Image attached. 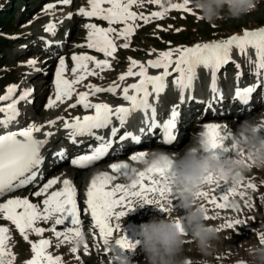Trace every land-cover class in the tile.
<instances>
[{
  "label": "snow or ice",
  "instance_id": "snow-or-ice-1",
  "mask_svg": "<svg viewBox=\"0 0 264 264\" xmlns=\"http://www.w3.org/2000/svg\"><path fill=\"white\" fill-rule=\"evenodd\" d=\"M71 0H61L64 5L70 4ZM149 3L159 4L160 0H148ZM142 3V0H88L90 10H85L81 7L78 14L83 17H96L102 21H106L109 25L116 23L123 24L124 27L119 31L112 27L102 28L94 23L85 25L88 29L86 45H76V47H86L94 49L97 53H103L107 57H113L116 52V45L111 34L115 33L116 38H123L128 41L133 35L136 25L129 23L142 19L145 24L149 22L148 16H138L137 13L130 11L133 4ZM192 0H183V3H173L168 7H163V11H156L151 14L153 18L162 17L165 12L170 9L182 10L189 14L195 15L189 5ZM108 5V7H103ZM54 7L53 4L45 5V11ZM68 19L72 18V14H68ZM199 18V17H197ZM56 25L48 23L44 26L46 33L55 35ZM45 46H49V41H43ZM120 47L127 49L129 43L125 42ZM247 49H253L256 55V68L264 69V27L257 30H245L240 35H232L226 39L213 41L208 43H196L191 47H176L167 51L159 52L156 59H150L146 64L140 63L137 60L131 59L127 71L119 76L120 81H124L126 77H138V81L129 84L122 90V99L129 102L130 107H116L113 109L107 103H92L89 101V95L95 96L97 93L107 92L115 94L118 85H112L108 88H100L92 84L86 85L90 92H79L76 94V101L70 104V108H76L81 105L83 109L94 110L92 115H84L81 117H74L71 121L58 117L63 120V128L69 130L70 137L75 141L76 137H94L98 142L97 146L91 151L89 155H80L71 160V165L84 168L96 161H101L103 157L113 147V140L98 135L94 130L108 129L113 125V120L119 122L121 126L125 124L128 115L135 111L144 113L145 127H141L139 132L143 135L146 130L152 133L154 129H158L163 133V143L165 145H173V142L178 140L175 134L177 127V117L180 115L176 106H173L170 117L165 119L163 123H158L156 119V107L149 102V97L155 94L159 96L165 91L166 79L175 77L171 80L172 85L179 89V102H185V90L191 89L193 81L196 77V70L203 67L210 70L211 74V90L216 91L217 74L223 66L227 65L231 60V54L238 51L244 54ZM71 60L74 66L71 71L74 79H66L64 73L66 71V64L64 56L59 57V62L55 70V79L53 81L55 88V99L49 97L47 103L44 105L46 109H51L57 105V102L63 103L66 99H71L74 93V85L83 81L87 76L96 74L95 69L101 71L110 67L109 60H96L90 55H72ZM89 63L94 65V69H89ZM37 64V60L29 59L27 66L33 68ZM239 68V64L236 65ZM138 68V71L134 69ZM162 69L158 75H149L148 69ZM240 73L237 72V77ZM149 87L151 91H149ZM132 94H129V92ZM17 91L16 85H9L6 88L5 94L0 95V102L10 101L5 106L0 107V196L5 193H11L17 189H22L27 185L33 184L37 181L40 175V166L44 158L41 155V149L48 142L47 138L54 135L53 132H45V139H37L35 133L41 132L44 125L37 123H28L25 127H20L18 130H8L11 125L18 123V118L21 115L18 105L20 102L27 101L31 103L28 98L32 93V89L22 91L18 98H14L13 94ZM254 92L252 86L237 88L235 91V98H238L242 104H248L249 95ZM189 101L193 99L192 95L187 97ZM211 106H209L210 108ZM150 112V115H149ZM56 120L48 121L49 126L54 125ZM204 135L208 141V151L216 158L226 155L224 144L230 138L231 132L220 131V125L216 123L204 124ZM119 129L116 126L110 128V136L118 138L122 147H133V154L129 156L132 161H142L147 156L146 151L135 150V146L141 142V137L133 135L131 132H124L118 135ZM130 138V142H129ZM54 155L62 156L63 150ZM109 168L113 173L121 176H126L129 173V165L127 163H110ZM136 179L130 184L117 183L114 187H109L116 176L109 175L108 172H100L94 176L91 183L86 190V200L84 204L86 208L83 211L89 212L93 226L98 229L99 237L106 246V251L113 250L109 242V236L113 232V227L109 221L112 217L117 220L135 210L134 201H140L141 206L144 205H158L161 212L167 211L164 203L167 201L173 207L172 201L176 199L177 193L173 184L175 172L171 166L162 167L153 164L145 171L135 172ZM42 179V177H40ZM241 180L235 181L231 186L224 182L223 186L214 177L209 176L207 183L215 185L212 188V195L209 198V192L201 191L197 195L207 200L208 203L215 205L217 209L226 208L227 201L230 195L244 196L243 192L237 191ZM57 183L56 179H49L43 183L42 187L32 193L35 197H42L48 190ZM247 188L254 189V184H248ZM219 194L220 201L217 202V195ZM43 208L41 209L37 204L31 203L29 198H11L4 203H0V213L3 214V220L10 221L12 225L19 231L25 241H28L27 232L30 230L37 236H41L46 229L37 227L38 221H49L54 218V225L47 229L51 231L56 238H63L59 242H69L71 252H77V243L82 236L81 224V210L77 205V190L73 186V181L69 179L63 180V187L59 191H52L42 200ZM203 206V205H202ZM204 207V206H203ZM233 208L239 210V206L233 205ZM117 209H120L117 211ZM208 215L205 219H209ZM214 218V217H213ZM241 220L228 221L222 227L229 229L234 225H240ZM56 226H63L62 230H57ZM119 225L116 229L119 230ZM181 232L187 235L182 223H178ZM219 231V229H217ZM9 229L0 227V264H14L16 256L12 250L6 246V241L9 237L6 235ZM260 242L264 244V235L260 236ZM32 256L24 262V264H61L60 256L51 255L47 249L50 246L48 239H40L36 243H31ZM119 249L123 252L134 253L137 248V241H130L121 236L115 241ZM59 247V244H57ZM85 252H87L88 245L84 244ZM79 259V257H77ZM127 257L116 252V260L125 261ZM243 264V262H240Z\"/></svg>",
  "mask_w": 264,
  "mask_h": 264
},
{
  "label": "rangeland",
  "instance_id": "rangeland-1",
  "mask_svg": "<svg viewBox=\"0 0 264 264\" xmlns=\"http://www.w3.org/2000/svg\"><path fill=\"white\" fill-rule=\"evenodd\" d=\"M71 1L72 3L70 2V4L64 5L61 3V0H0V95L5 94L6 88L9 85L17 86V91L13 94L15 98H18L22 91L32 89L33 91L28 98L32 103L31 107L30 103L27 101L20 102L18 105L20 113H23V111L27 109L26 114H23V118L26 116L28 118L38 117L39 121L46 118L41 112L45 109L44 104H46L48 98L51 97L49 94L53 92L55 70L60 56L54 58V62L52 61L53 64H48L46 61L49 59L46 60L44 54L42 52L37 53V51L42 49L44 46V43L42 42L47 39L45 36L46 33H44L43 30L47 23L52 22L54 19L61 22L65 17H68L70 12L79 11L81 7L88 10L87 6H81L78 2L79 5L76 4L75 1ZM48 3L53 4L54 7L45 11V5ZM173 3H183V0H160L159 4H153L149 3L148 0H142V3L133 4L130 11L137 13L138 16H148L149 22L145 24L142 19H138L134 22L130 21L129 23L135 24L136 27L133 35L128 41H125L123 38H113L116 45V52L114 53L116 59L110 57V67L105 70L112 69L111 63L114 62L115 64H119L115 69L121 71L123 69L120 68V61L130 62L129 58L144 62V60L157 58L159 52L167 51L170 48L191 47L196 43L219 41L232 35H240L245 30L253 31L264 27V0H256L255 9L238 19L225 17L217 20L213 24L206 23L199 15L198 10L193 9L192 3L189 7L195 15L182 10L170 9L160 18H153L151 16L153 12L163 11V7H168ZM80 20L85 19L76 18L75 16L62 23L61 31H58V39L62 37L64 31L67 30L66 24L71 26L74 31V33L71 34L72 36L70 35L68 41L69 44L66 47V53L62 55L65 59H71L74 54L94 56L90 53L76 54L74 51L76 50L77 41L80 42L82 39H85V31L78 27L80 23L78 21ZM94 24L98 27L107 28L102 26L101 23L95 22ZM125 42L129 43L127 49L120 47V45ZM40 43L42 45H40ZM27 44L30 46H27ZM35 51L36 53H34ZM95 57L96 56H94V58ZM231 57L230 62L235 61L236 64L239 65H245L248 63L247 61H253L256 63V55L253 49H247L244 54L234 51L231 54ZM29 59L37 60V64L31 69L27 66V61ZM98 60L104 59L99 58ZM229 63L227 65H229ZM72 64L73 61L71 65H66L67 72L65 71L66 74L64 73V77L69 80L74 79L71 71L74 66ZM93 68V66L89 65L90 70ZM162 71L163 70L161 69L159 73ZM97 73L99 74L100 72L98 71ZM198 76L200 78L206 76L210 77V70H206L203 67L197 68L196 77L194 79L195 84H198ZM217 76V84H225V82L229 83L232 77L235 78L230 68H224ZM101 78L106 77L104 75V77ZM138 79L139 78L136 79L135 83ZM238 80L242 81V79ZM119 83V85H124L129 82L124 83L123 81H119ZM169 85H171V82L167 84V88L170 87L174 90V88ZM75 86L76 85H74L73 97L71 99H66L64 103L60 104L66 103L69 106L70 104L75 103ZM95 86L100 87L103 85L96 83ZM89 101L92 102V100ZM8 102L9 101L0 102V107L5 106ZM222 122V120L216 121V124L222 125L224 124ZM194 129V124L189 126V135L194 132ZM66 167L67 166H61L60 170ZM220 183L223 186L224 182L221 181ZM240 183L237 191L238 193H244L243 198L238 194L230 195L226 202L228 206L224 209H217L215 205L210 204L207 200L201 198L200 202L205 207L206 214L210 217L207 222L219 229L218 233L220 239L215 242V247L208 256H203L196 250L193 244H186L185 250L182 254V258L185 260L186 264H202L204 261H206L207 264H240V262L245 264L246 261L251 259L247 249L250 245L259 243L260 236L264 235V170L252 169L245 175ZM227 184L228 186H231L233 183L229 182ZM248 184H254L255 188H247L246 186ZM214 187L215 185L213 184L206 185L204 188V191L209 192V198H211V195L213 194L211 190ZM31 188L25 189L26 191L24 190L25 195L23 198H28V195H32L35 190L32 191L33 188ZM216 195L217 202L224 203L223 201H220L219 194ZM173 204L175 205V203ZM233 205L239 206V210L234 209ZM153 210L157 214H161L156 206ZM83 212L82 209L81 220H83V215L86 211ZM112 218L114 223L110 225L113 227V230H117V224L120 226L119 230H122L118 235L111 234L109 236V242L113 250L106 251V246L103 244L100 237H98L96 241L93 240V243H90L89 238L91 235H85L86 231H82L84 241L77 246V252L72 253L70 250L72 245L69 242H59L63 239L62 237L58 239L52 232L51 236L46 235L47 229H50L53 226L52 224L45 228L46 231L41 236H37L29 230L27 232L28 241L23 239L17 229H9L8 233H6L9 237L6 241V246L10 248L16 256L14 264H24L25 261L30 259L32 252L29 241L31 243H36L40 239H48L50 241V246L47 251L53 256H60L61 264H124L125 261H127L128 264H144V257L139 251L138 246L134 253L123 252L119 249V246L115 244V241L120 239L123 235H125L130 241H137L140 238L139 225L147 222L148 219L138 216L135 220H127L123 226L116 222L117 219L115 217ZM233 220H241L243 223L240 225H234L231 229L222 227L228 221ZM36 226L42 227L39 224V221ZM0 227L4 226L0 224ZM124 227L131 229L132 232H127L124 230ZM81 229L83 230V227H81ZM90 230L92 233L95 231L99 234L98 229L94 226H92V229ZM57 244H59V247H57ZM84 244L88 245L87 252H85ZM116 252L127 257V259L123 262L116 260ZM103 253L105 254L103 255ZM77 257H79V259H77Z\"/></svg>",
  "mask_w": 264,
  "mask_h": 264
},
{
  "label": "bare ground",
  "instance_id": "bare-ground-1",
  "mask_svg": "<svg viewBox=\"0 0 264 264\" xmlns=\"http://www.w3.org/2000/svg\"><path fill=\"white\" fill-rule=\"evenodd\" d=\"M73 1H75L76 4L79 3L81 6L82 5L85 7L87 6L88 10H90L89 5H88V0H73ZM103 7H108V5H103ZM70 13L72 14V18L75 16H76V18H82V19L84 18L85 22H87L88 24L89 23H95V22L101 23L102 26H104V27L109 26V27L114 28L116 30V32L120 31L123 28V24H120V23L109 25L106 21H102L96 17L80 16L78 14V11L70 12ZM67 20H69V19L67 17H65L64 20H62L61 22H56V21L54 22V20H52V22L56 25V29H60L62 23H64ZM84 26H85V24H84L83 20H80L78 27L82 28ZM66 28L69 29L70 32H74L72 27L68 26L67 24H66ZM111 36H112V38L116 37L115 33L111 34ZM86 43H87V41L82 39V41H80V42L77 41L76 45H86ZM27 46H30V45L27 44ZM29 50H33V49H29ZM74 51L76 52V54L90 53V54L96 56L95 57L96 60H98L99 58L108 59V60L110 59V57L106 58L103 55V53H97L94 49H88L86 47H76V50H74ZM38 52H40V51H37V53ZM34 53H36V51ZM52 56L53 55H49L48 57L45 56L46 60L49 59L46 61L48 64H53L55 57L53 56V58H52ZM113 57L116 59V56L113 55ZM151 59H153V58H151ZM147 61L148 60H144V62L143 61H139V62L146 64ZM247 62L248 63H246L245 65L240 64L239 68L236 67L237 64L235 61H231L229 63V65L223 66L222 69L218 72V74L220 72H222V70L224 68H230V69L232 68L233 69L232 74L235 76V78L232 77L229 83L225 82L226 84H217L218 82H216V91L215 92H213L211 90V87H210L211 76L210 77L206 76L203 78H200L198 76V84H195L193 81L192 88L185 90V102L183 104H180V102H179V89L178 88H177V90L173 91L170 87L169 88L166 87L165 91L163 93H161L159 96H156L155 94H153L152 96L149 97V102L151 104H153V106L156 107V110H157L156 111L157 122L164 121L165 117H167V116L170 117V113H171L173 106H176L177 110L180 113V115L177 117V122H176L177 123L176 129L178 132V139L180 140V144L176 145L175 149H173L171 152H177V151H180L181 149H183L185 144H187L189 142V140L192 138V136L194 134L198 133V131H200V133L201 132L204 133V131H205L204 124H206V123H210L212 121H215V123H216V121L222 120L223 121L222 123H224V124L220 125V131L222 133L225 131L231 132L232 129H234L236 127V123L245 119L246 117L256 116L262 110H264V69L258 70L256 68L255 62H253V61H247ZM65 63H67V65L69 66V64L71 63V60L69 58L65 59ZM120 63H121L120 68L126 72L127 68L130 65V62L120 61ZM72 65H74V64H72ZM89 65L94 67V65L92 63H89ZM117 65H119V64H115V62L111 63L112 69H110V70L101 71L100 69H95L96 74L91 75V76H87L83 81L76 84V86H75L76 87V94H78L79 92H90V89H88L86 87V85H88V84L95 85L96 83H99L103 86H108V87L115 84V85H118L117 91L115 94L107 93V92L97 93L95 96L90 94L89 100H92V103H107L109 106L116 104L118 102L116 97L122 95L121 94L122 89L129 84L135 83L136 79L138 78V77H126V79L123 82L124 83L129 82V83L124 84V85H119V84H121V83H119V81H120L119 76L124 74L125 72L123 70H121V71L116 70L115 68L117 67ZM125 66H126V68H125ZM29 69H31V68H29ZM156 70H161V69L149 68L148 73H153ZM98 71L100 72L99 74L97 73ZM134 71H138V68L134 69ZM237 72L240 73L239 77H237ZM104 75L106 78H101V77H104ZM174 75H176V74H173V77H169L166 79V85L169 82H171V80L175 77ZM107 76H109V77H107ZM238 79H242V81H239ZM217 85H219V86H217ZM103 86H100V88H105V89L108 88V87H103ZM169 86H171L172 88L174 87V85H172V83ZM248 86H252L254 88V92L249 95L248 104L245 105V104L240 103L238 101V98H235V91L237 88H243V87H248ZM149 91H151L150 87H149ZM130 92H131V90H130ZM49 95L53 99H55V88H53V92ZM49 95H48V97H49ZM189 95H192V97H193V99L191 101H189L187 99V97ZM14 98H15V96H14ZM209 106H211V107L209 108ZM221 107H222V110L220 109ZM220 110L221 111L224 110L226 113H224V115H222V114H220ZM138 111L130 113L127 118L129 120L135 119L137 114L139 113ZM93 112H94V110H92V109H88V110L83 109V107L81 105H77L76 108H70L66 103L60 104V102H57V105L55 107H53L51 109L45 108L41 112V114L43 113L46 116L45 119L41 118L42 120L39 121L38 117L37 118L36 117L21 118L19 116L17 124H28V123L34 122L37 124L44 125L42 130H47L49 127L54 126V125L61 122V120L57 119L58 117L72 119V118L78 116V117L82 118L84 115L93 114ZM232 112H235L237 114L236 118H226L225 117V115L230 114ZM149 115H150V112H149ZM0 116H3V114H0ZM233 119H235L236 121H233ZM51 120H56V123L54 125L49 126L48 121H51ZM192 122L194 123V127L197 126V131H194L192 134L189 135V130L187 131V129H188V126H190V124H192ZM224 126H226V127H224ZM52 128L53 127H51L50 132L54 133L55 130H53ZM186 135H187L188 139L184 142L183 139ZM58 137H59V133H55L52 137H48L47 140H53L52 142H56V139ZM182 142H184V143L182 144ZM226 143H227V141H226ZM44 148L46 149L47 147L45 146ZM154 149H161V148H160V146H155L153 148H144L140 151L151 152V150H154ZM45 160L46 159L44 158V161ZM125 160L128 162L129 171H130V169L135 168L136 172L138 173L139 170H141L143 167H145V165L143 163H140L138 161H132L129 158H125ZM61 165L62 164H60L59 167ZM105 165L106 164H100L99 166H105ZM70 166L72 167V165H70ZM70 166H67L66 168H62V170H60L59 167H52V166H49L48 164L46 165V164L42 163V165L40 166V175L46 174V176L43 177L42 179L41 178L38 179L37 182L41 181V184L39 186H43V183H46L47 180H49L52 177L58 176V178L60 179L56 184H54L48 190V193H46L44 196H42V197L46 198V196L48 194H50L53 191V189H56L57 191H59L63 187V180L64 179H69V180L73 181V186L77 190L78 209L82 210V209L86 208V205L84 204V201L86 200L85 193H86L88 185L91 183V180H92V172L91 171H92V169H94V167H92V168L91 167H89V168H87V167H84V168L76 167L77 168L76 169L75 167L71 168ZM147 168L148 167H146V169ZM109 175H113V176L117 177V179L112 181V183L109 187H114L115 184H117V183H122L125 185L131 183V181L126 176H121V175H119L117 173H113V172L110 173ZM135 178H136V174H135ZM34 190H38V189H34ZM25 191L17 190L15 192L5 196L3 198V201L6 202L8 199H11V198L23 197L25 195L24 194ZM202 191H204V189ZM80 194L82 196H80ZM42 197H35L32 195H28L30 202L37 204L41 209L43 208V204H42L43 198ZM201 198H200V200H201ZM135 202L136 201H134V206L136 207ZM161 203H165V201L162 200ZM172 203L177 204V200L174 199L172 201ZM155 206L156 205H147L146 204L142 207L135 208V210L129 212L126 215V217H121L116 222H118V223H120V225L124 226V224L127 222V220H129V219L135 220L138 216L143 217L144 219H148V220H150L151 218H154V217L155 218L163 217V215L165 213L160 211L161 214H157L153 210V208H155ZM177 207H178V205H177ZM119 210L120 209H117V211H119ZM207 221H209V220L207 219ZM109 222H110V224H113L114 223L113 218H111ZM0 224L6 226V228H8L10 230L16 229L15 226L11 224V222L3 220V214L2 213H0ZM39 224L44 228L49 227L51 224L54 225V218L50 219L47 222L39 221ZM92 224L93 223L90 220V213L89 212L84 213L83 220H81L80 225H81V227H83L82 231H86L85 235L86 234L91 235V237L89 238L90 243H93V240L96 241V239H98V237H99V234L97 232H95V231H94V233L91 232L90 229H92V226H93ZM62 228H63V226H56L57 230H62ZM124 230H126L127 232L129 231V233L132 232L131 229H128L125 227H124ZM121 231L122 230H118V231L113 230L112 234L118 235L121 233ZM46 235L51 236L52 235L51 231H47ZM104 254L105 253H103V255Z\"/></svg>",
  "mask_w": 264,
  "mask_h": 264
},
{
  "label": "clouds",
  "instance_id": "clouds-1",
  "mask_svg": "<svg viewBox=\"0 0 264 264\" xmlns=\"http://www.w3.org/2000/svg\"><path fill=\"white\" fill-rule=\"evenodd\" d=\"M192 7L206 23L213 24L225 17L238 19L250 13L256 0H192ZM208 148L207 137L201 132L194 134L180 151L154 149L141 161L146 167L171 166L178 205L173 207L165 201L167 211L163 217L139 225L137 246L144 264H186L182 254L188 243L203 256L211 254L220 237L217 228L205 219L206 209L197 194L209 185V176L219 182L234 183L244 179L252 169L264 170V110L236 123L224 144L225 156L216 158ZM135 172V168L130 169L126 177L133 181ZM135 203L136 208L142 207L140 201ZM178 223H182L187 235L181 232ZM83 241L82 235L77 243ZM247 251L251 259L245 264H264V244L250 245Z\"/></svg>",
  "mask_w": 264,
  "mask_h": 264
}]
</instances>
